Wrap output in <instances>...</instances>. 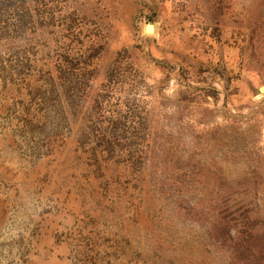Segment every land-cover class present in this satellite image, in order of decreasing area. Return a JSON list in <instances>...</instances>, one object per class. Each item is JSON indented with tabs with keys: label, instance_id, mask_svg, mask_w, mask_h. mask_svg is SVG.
Here are the masks:
<instances>
[{
	"label": "rangeland",
	"instance_id": "obj_1",
	"mask_svg": "<svg viewBox=\"0 0 264 264\" xmlns=\"http://www.w3.org/2000/svg\"><path fill=\"white\" fill-rule=\"evenodd\" d=\"M0 264H264V0H0Z\"/></svg>",
	"mask_w": 264,
	"mask_h": 264
},
{
	"label": "water",
	"instance_id": "obj_2",
	"mask_svg": "<svg viewBox=\"0 0 264 264\" xmlns=\"http://www.w3.org/2000/svg\"><path fill=\"white\" fill-rule=\"evenodd\" d=\"M152 28H153V25L148 24V25L146 26V31H147V32H151V31H152Z\"/></svg>",
	"mask_w": 264,
	"mask_h": 264
},
{
	"label": "bare ground",
	"instance_id": "obj_3",
	"mask_svg": "<svg viewBox=\"0 0 264 264\" xmlns=\"http://www.w3.org/2000/svg\"><path fill=\"white\" fill-rule=\"evenodd\" d=\"M153 29V28H152Z\"/></svg>",
	"mask_w": 264,
	"mask_h": 264
}]
</instances>
